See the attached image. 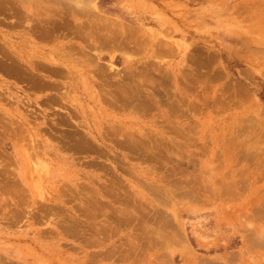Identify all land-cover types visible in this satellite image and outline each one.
I'll use <instances>...</instances> for the list:
<instances>
[{
    "label": "rangeland",
    "instance_id": "rangeland-1",
    "mask_svg": "<svg viewBox=\"0 0 264 264\" xmlns=\"http://www.w3.org/2000/svg\"><path fill=\"white\" fill-rule=\"evenodd\" d=\"M5 1L0 264H264V0Z\"/></svg>",
    "mask_w": 264,
    "mask_h": 264
},
{
    "label": "bare ground",
    "instance_id": "bare-ground-1",
    "mask_svg": "<svg viewBox=\"0 0 264 264\" xmlns=\"http://www.w3.org/2000/svg\"><path fill=\"white\" fill-rule=\"evenodd\" d=\"M2 1H3V0H2ZM2 1L0 2V11L3 10V9H5L4 3H3ZM6 1H7V0H6ZM6 1H5V2H6ZM6 4H7V3H6ZM7 5H9V4H7ZM90 10H91V9H90ZM89 13H90V12H89ZM90 15H91V13H90ZM87 16H88V15H87ZM91 16H92V15H91ZM60 17H61V16H60ZM95 19H96V18H95ZM95 19H94V20H91V19H90V23H91V24H90L89 26H87V27H88L87 30H82V31H83V33L81 34L82 36L87 37V38H89V39H91V40L94 38L95 34L98 32V30H96V24H97L98 21L96 22ZM98 20H99V19H98ZM85 21H86V20H85ZM46 22H50V23H49L50 26H48V27H46V28L44 29V33H43L44 35H50L52 32H54L53 30H54L55 28H58V27L61 28V27H63V26H64V28H65V26H66V24H67V23H66L65 21H63V20H62V21H61V20H58V22H53L52 20L50 21V18H49V21H46ZM83 23H84V22H83ZM43 24H44V23H43ZM68 24H69V22H68ZM68 24H67V25H68ZM105 24H106V23H105ZM105 24L103 23V26H105ZM87 25H88V24H87ZM98 26H100V25H98ZM103 26H102V27H103ZM67 27L69 28V26H67ZM70 27H71V26H70ZM74 27L76 28L75 30H77V31H78V29L81 30V28H77L76 26H74ZM102 27H101V28H102ZM105 27H106V26H105ZM83 28H84V27H83ZM98 28H99V27H98ZM98 28H97V29H98ZM108 29H109V28H108ZM108 29H107V30H108ZM63 30H64V29H63ZM69 30H70V29H69ZM71 30H72V29H71ZM80 30H79V32H81ZM64 31H65V30H64ZM103 31H104V30H103ZM109 31L111 32L110 34L113 35V33H112L113 30L111 31V30L109 29L107 32H109ZM42 32H43V31H42ZM61 32H63V31H61ZM104 32H105V31H104ZM114 32H116V31H114ZM120 32H121V31H120ZM69 33H70V32H69ZM57 34L59 35V32H58ZM62 34H63V33H62ZM74 34H75V32H74ZM78 34H79V33H78ZM78 34H76V35H78ZM118 34H119V33H118ZM118 34H117V33H114V35H118ZM121 34H122V33H121ZM81 35H80V36H81ZM99 35H100V34H99ZM50 36H55V35L52 33ZM67 36H69V35H67ZM78 36H79V35H78ZM80 36H79V37H80ZM100 36H102V35H100ZM106 36H107V35H106ZM57 37H58V36H57ZM60 37H61V36H60ZM64 37H65V36H64ZM118 37H119V36H118ZM53 38H54V37H53ZM73 38H75L74 35H73ZM77 38H78V37H77ZM80 38H81V37H80ZM95 39H96V38H95ZM95 39H94V40H95ZM102 39H103V38H102ZM83 40H84V39H83ZM87 40H88V39H87ZM104 40H106L105 37H104ZM107 41H111V40H108V39H107L106 42H107ZM125 41H126V40H125ZM79 42H80V41H79ZM83 42L85 43V41H82V43H83ZM103 42H105V41H103ZM111 42H113V41H111ZM80 43H81V42H80ZM86 43H87V42H86ZM86 43H85L83 46H85ZM95 43H96V40H95ZM98 43H99V41H98ZM109 44H110V42H109ZM80 45H82V44H80ZM80 45H79V46H80ZM88 45H89V44H88ZM119 45H120V44H119ZM89 46L91 47V45H89ZM97 46H98V45H97ZM90 47H89V48H90ZM80 48H81V47H80ZM83 49H84V48H83ZM80 51H81V50H80ZM83 51H84V50H83ZM81 52H82V51H81ZM82 53H85V52H82ZM85 62H86V61H85ZM49 64H51V63H49ZM1 65H2V64H0V66H1ZM4 65H5V64H4ZM9 65H10V64H9ZM33 65H34V64H33ZM2 67H3V69H4L5 71H6V70H9V68L11 69V67L6 68V66H3V65H2ZM12 69H16V68L13 67ZM14 71H15V70H14ZM120 86H121V85H120ZM122 91H123V90H122ZM134 91H135V90H134ZM134 93H135V92H134ZM116 97H117V96H116ZM125 97H126V96H125ZM128 98H129V97H128ZM126 99H127V98H126ZM126 99H125V100H126ZM116 100H117V102H118V99H116ZM120 100H122V99H120ZM123 100H124V99H123ZM129 100H130V99H129ZM111 101H112V99H111ZM111 101H109V102H111ZM263 131H264V130H263ZM12 135H13V134H12ZM132 145H133V144H132ZM105 190H106V189H105ZM94 191H95V190H94ZM108 192H109V191H108ZM108 194H109V193H108ZM112 195H113V193H112ZM97 196H98L99 199H103V198H104L103 195H102V193H100V192L97 193ZM91 197H92V196H91ZM115 197H116V195H115ZM86 198H87V197H86ZM98 198H97V199H98ZM112 199H113V198H112ZM117 199H118V198H117ZM118 202H119V201H118ZM110 207H111V206H110ZM97 210H98V209H97ZM114 210H115V209H114ZM98 211H99V210H98ZM123 211H124V210H123ZM91 212H92V211H91ZM91 214H92V213H91ZM99 214H100V213H99ZM117 214H120V213H116V215H117ZM126 214H127V213H126ZM100 215H101V214H100ZM104 215H105V214H104ZM92 216L94 217L93 214H92ZM112 216H113V214H112ZM74 218H75V217H74ZM109 220H110V219H109ZM102 221H103V220H102ZM110 221H111V220H110ZM107 222H108V221H107ZM162 223H163V222H162ZM85 224H86V223H85ZM108 224H109V223H108ZM109 229H110V228H109ZM93 230H94V229H93ZM95 230H96V229H95ZM101 231H102V230H101Z\"/></svg>",
    "mask_w": 264,
    "mask_h": 264
}]
</instances>
